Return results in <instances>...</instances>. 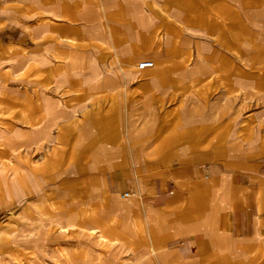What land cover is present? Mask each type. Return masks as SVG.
I'll return each instance as SVG.
<instances>
[{
	"label": "rangeland",
	"instance_id": "374dc122",
	"mask_svg": "<svg viewBox=\"0 0 264 264\" xmlns=\"http://www.w3.org/2000/svg\"><path fill=\"white\" fill-rule=\"evenodd\" d=\"M81 1V23L74 25L76 30L83 36L91 33L100 38L119 33L123 25L128 31L129 46L118 55H105L101 50V54L91 57L76 56V70L89 69V65L92 68L111 62L124 63L139 49L142 40L143 55L136 58L135 64L153 60L144 58L154 50L146 40L154 31L159 14L168 16L169 9L153 8L155 0ZM208 1L203 0L202 7L193 8L199 12L194 15L196 20L205 24L210 13L218 20H240L242 63L240 72H234L239 77L233 81L235 86L223 84L229 73L222 71L194 73L209 87L174 89L167 84H148L149 94L137 103L115 105L111 115L114 129L106 130L118 133L112 136L102 135L98 127L102 124L96 120L110 104L78 98L75 88L55 84L52 78L48 86H41L43 75L27 74L26 61L19 59L14 48L5 43L10 33H2L6 48L0 46V264H76L73 263L76 255L82 261L95 256L97 264H154L152 257L159 255L157 250L126 247L137 237L120 230L127 221L122 216L126 207L123 198L107 197L106 171L122 167L140 176H154L172 163L195 157L243 158L249 150L264 144V0H222L225 2L217 1L215 6H207ZM40 11L36 9L33 14L31 6L26 9L28 24L42 15ZM160 35L163 38L166 34ZM217 39L208 38L206 32H194L190 40L193 49L197 47L199 51L210 47V42L215 47L219 45L216 42L233 43L235 47L238 42ZM97 42L103 44L104 40ZM165 43L161 47L167 49ZM37 58L36 63L40 64V56ZM196 58V55L189 57V64L196 62ZM206 122L217 124L209 137H205ZM172 123L178 136L165 146V151L159 150L157 146ZM226 124L233 128L230 142L237 143V148L221 155L215 150L219 143L211 144L208 138L217 140L219 130ZM195 137L201 143L190 147L189 141ZM51 202L64 207L71 203L79 215L77 225H88L91 229L76 228L80 232L62 233L55 224L49 236L48 227L38 213L50 212ZM49 216L44 215L43 219L48 221ZM105 223L111 227L110 231H99ZM97 233L107 239L101 242ZM223 253L230 260L228 264H264V235L248 245L230 243L220 249L221 262Z\"/></svg>",
	"mask_w": 264,
	"mask_h": 264
},
{
	"label": "crops",
	"instance_id": "0c3cea01",
	"mask_svg": "<svg viewBox=\"0 0 264 264\" xmlns=\"http://www.w3.org/2000/svg\"><path fill=\"white\" fill-rule=\"evenodd\" d=\"M202 1H152L153 8L170 11L168 16L159 14L154 31L146 40L154 47L151 54L144 56L154 60L155 64L150 68L140 69L135 64L136 58L143 55L140 53L141 44H145L142 40L139 49L124 63L111 62L99 67L93 65L92 68L89 65V69L76 70V56L91 57L99 52L101 54V50L105 55H118L129 46L128 31L123 25L119 33L100 38L93 37L91 33L83 36L76 30L74 25L81 18V0H0V46L6 48L2 33L9 32L5 43L14 48L19 59L26 61L24 68L27 74L43 75L39 82L41 86H48L52 78L55 84L75 88L73 90L79 92L76 93L78 98L94 99L101 105L110 104L111 107L105 113L98 114L96 120L102 124L98 126L102 135H117L106 131L109 127L114 129L111 115L116 110L115 105L137 103L139 98L149 94L148 84H167L174 89L206 87V82L199 80L194 73L222 71L229 73L223 84L235 86L233 81L239 77L234 72H240L242 63L240 20H218L210 13V18L203 24L194 17L199 12L193 10L202 7ZM217 1L225 2L209 0L210 5L207 6H215ZM30 6L33 14L36 9H41L42 15H37L28 24L24 14ZM161 32L166 34L163 38ZM194 32H206L207 37L213 40L219 38L238 42L236 47L233 43L216 41L215 44L219 45L215 47L212 46L214 42H210V47L199 51L197 47L193 49L190 40ZM97 40H104V43ZM164 41L167 49L161 47ZM106 48L110 49L105 51ZM193 55L197 56L196 62L189 64L188 58ZM37 56H40V64L36 63ZM195 77L197 79L194 80ZM205 124V137H209L217 124ZM169 129L157 146L159 150L165 151V146L178 136L175 123L170 124ZM232 129L230 124L223 125L216 136L218 141L214 137L208 138L211 144L219 143L215 150L221 155L237 148V143L230 142ZM200 143L199 138L195 137L189 141V146L197 147ZM104 176L107 197L124 199L126 209L122 211V216L127 221L122 223L120 230L130 235L135 233L137 237L131 244L129 238L125 240L129 242L126 247L134 245L152 248L154 252L157 250L159 255L152 257L154 264H161L162 261L167 264H228L230 260L224 253L223 262L218 259L220 249L230 243L248 245L264 235V144L252 148L239 159L200 156L198 159L195 157L172 163L161 174L154 176H140L122 167L106 171ZM49 207L50 212L38 213L42 223L48 227V235L51 229L55 230L51 227L55 224L59 225L56 229L62 233L68 230L73 234L78 233L77 229H91L88 225H77L79 215L77 210L73 211L71 203L64 207L63 204L57 206L51 202ZM44 215H50L48 221L43 219ZM109 229L111 227L105 223L99 231L108 232ZM97 235L101 242L107 239L102 233ZM81 262L97 264L95 256H88L85 261L80 255L74 256L73 263Z\"/></svg>",
	"mask_w": 264,
	"mask_h": 264
},
{
	"label": "built area",
	"instance_id": "2783aa9c",
	"mask_svg": "<svg viewBox=\"0 0 264 264\" xmlns=\"http://www.w3.org/2000/svg\"><path fill=\"white\" fill-rule=\"evenodd\" d=\"M154 61L150 60V59H144L142 61L139 62L138 67L140 69H144V68H150L154 66Z\"/></svg>",
	"mask_w": 264,
	"mask_h": 264
}]
</instances>
